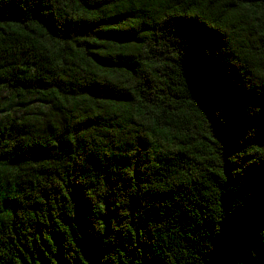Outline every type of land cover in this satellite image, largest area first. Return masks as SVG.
Masks as SVG:
<instances>
[{"label":"trees","instance_id":"trees-1","mask_svg":"<svg viewBox=\"0 0 264 264\" xmlns=\"http://www.w3.org/2000/svg\"><path fill=\"white\" fill-rule=\"evenodd\" d=\"M0 264H264V0H0Z\"/></svg>","mask_w":264,"mask_h":264},{"label":"rangeland","instance_id":"rangeland-1","mask_svg":"<svg viewBox=\"0 0 264 264\" xmlns=\"http://www.w3.org/2000/svg\"><path fill=\"white\" fill-rule=\"evenodd\" d=\"M41 104H43L42 101L37 98L30 99L28 104L22 103L20 100L11 97L9 93L2 92L0 93V119L8 115H19L38 111Z\"/></svg>","mask_w":264,"mask_h":264}]
</instances>
